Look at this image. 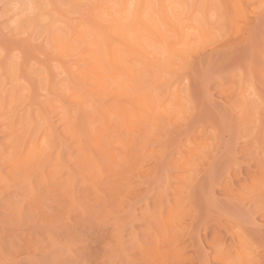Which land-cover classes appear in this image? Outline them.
I'll return each mask as SVG.
<instances>
[{
	"label": "rangeland",
	"instance_id": "obj_1",
	"mask_svg": "<svg viewBox=\"0 0 264 264\" xmlns=\"http://www.w3.org/2000/svg\"><path fill=\"white\" fill-rule=\"evenodd\" d=\"M191 1L184 17L206 12L209 31L189 29L169 63L163 42L137 49L146 35L129 16L131 48L113 36L105 64L65 50L64 23L28 0H0V264H264V0Z\"/></svg>",
	"mask_w": 264,
	"mask_h": 264
},
{
	"label": "bare ground",
	"instance_id": "obj_2",
	"mask_svg": "<svg viewBox=\"0 0 264 264\" xmlns=\"http://www.w3.org/2000/svg\"><path fill=\"white\" fill-rule=\"evenodd\" d=\"M29 1V3L32 5V12H33V9L35 10V12H36V16L37 17H39L40 16V19H41V15H45L47 18H49V20H47L48 21V23H47V25H49L50 27H51V24L53 25L54 23H52V22H58L57 24H61L60 22H62V23H64V25L63 26H65V35L64 36H66V37H64L63 36V34L64 33H62V35L61 34H57V35H55L56 36V38H57V40L60 42V40H62V39H66V41H64V40H62V42H61V45H63V48L65 49V50H68V48H69V50H74L73 48H77V50L75 49V51H77L76 53H78V54H83V53H86V52H88V51H90V53L92 54V53H94V52H96V50L98 49L99 50V52L100 53H103V55H104V58H105V64H106V61H107V59L108 58H106V57H109L110 58V54L112 53V51H110V49H111V47H113L115 44H116V49H120L119 47L121 46L122 47V49H123V51H125L126 50V48H124L125 47V45H126V47H127V45L129 46V45H131V43H129L130 41H128L129 39H127V37L126 36H128V35H130V33L133 31V30H136V27H135V23H137V29H138V27L140 28V30H141V32L143 33V32H146L145 34L143 33V35L141 36V32H140V30H139V32H135V31H133L132 33H131V36H132V34L134 33L135 34V36L136 35H138L139 34V39H141L142 37H144L145 35L147 36V35H149V37L147 38L146 36H145V38H143L144 39V41H142V40H139V41H142L141 42V44L143 43V44H146V47H145V45H141V44H139V42L135 39V40H133V41H137V43L141 46L140 48H138L137 47V49L138 50H140L142 47L143 48H146V49H143V51H141V52H147V51H150V50H148L147 48V46L149 45V43H151L150 41H148L149 39H151V41L153 40L156 44H157V42L158 41H160V42H163V45L164 46H166L165 48H167L166 50H165V48H163V52H162V56H163V59H162V56L160 55V53H158V55H160V56H158V58L160 57L162 60H163V62H168L167 61V59H171V57L169 56V54L171 55L172 53H170V52H172L171 50V48H173V49H178V47H186V45L187 44H189V42H187V40H189V38H187V37H189V36H191L190 34H191V32L193 31V29H194V31H195V29L197 30V32H194L193 31V33H192V36H193V38H194V35H196L195 33H197V34H199V32L200 31H202V30H206V33L209 31L208 29H206V26L208 25V24H206V25H204L205 23H206V21H207V19L208 18H210V16H209V14H207L205 11H206V7H204L203 8V6H202V8L203 9H205V10H201V11H203V12H201V13H206L207 15H208V17H207V15H206V17H204V15H205V13L204 14H201L202 15V19L201 18H198V17H196L195 18V16H200L198 13H196V15H194L193 16V18H191L192 16V12L190 13V12H188V18L186 17H184V15H185V13H186V11L184 10V4H183V2H182V0H181V2H180V0H174V1H172V2H170V3H164V1H158V3H157V10H153L152 9V7L153 6H151V3L149 4L146 0H136L137 2H135L136 3V5H134V4H132L133 2L131 1H129V0H117V1H115V0H102L103 2L101 3V5H93V3L91 4L92 5V7L91 8H89V4L88 3H81L82 1H80V0H76V1H78V2H76L75 0L73 1V0H69V1H73L72 2V4L71 5H69L68 4V6H70V8L68 7V13L69 12H71V13H76V15L78 16L80 13H82V12H80L83 8V10H84V12H85V9H86V11H88V10H90L89 11V14H88V12L87 13H85V15H81V16H78V18H75L76 17V15H75V17L74 16H70L69 14H67V13H65V10L63 11V9L60 7V5L58 4L59 2H58V0H28ZM68 1V2H69ZM83 1H85V0H83ZM87 1V0H86ZM85 1V2H86ZM94 1H96V0H94ZM153 1V0H152ZM157 0H155V2H156ZM175 1H177V2H175ZM193 1V0H192ZM190 2V4L191 3H193V2ZM194 1H196V0H194ZM217 1V0H216ZM215 1V2H216ZM236 1H238V0H236ZM202 2V1H201ZM201 2H200V5H201ZM235 2V1H234ZM26 3V2H25ZM81 3V4H80ZM97 3V2H96ZM99 3V2H98ZM99 3V4H100ZM65 4H66V0H65ZM87 4H88V6H87ZM132 4V5H131ZM159 4V5H158ZM195 4H196V2H195ZM235 4L237 5V3L235 2ZM30 5V6H31ZM63 5V4H62ZM133 5L135 6V7H133ZM29 6V5H28ZM67 6V5H66ZM93 6H94V8H93ZM133 7V8H130V7ZM196 6V5H195ZM194 6V10H195V7ZM198 6V5H197ZM29 8H31V7H29ZM97 8L99 9V13L98 12H96L95 10H97ZM191 8H193V7H191ZM201 8V9H202ZM67 9V8H66ZM130 9H132V12L130 11ZM200 9V8H199ZM31 10V9H30ZM29 10V11H30ZM194 10H192L194 13H195V11ZM67 11V10H66ZM93 11H95L96 13H98V14H96V13H94ZM31 11H30V13L29 12H27V14L29 13V14H31L32 13ZM78 12H79V14H78ZM158 12H159V14H158ZM185 12V13H184ZM199 12V11H198ZM25 14V13H24ZM87 14V15H86ZM158 14V15H157ZM26 15V14H25ZM24 15V16H25ZM32 15H33V13H32ZM39 15V16H38ZM72 15V14H71ZM183 15V16H182ZM36 16H33V17H29V15L27 16L28 18H30V19H28V18H25V21L23 20L22 21V23H24L25 22V25L27 24V23H31L32 21H33V24L36 22V21H39V19L38 20H36L37 19V17ZM129 16H131L130 18V20H131V22H133L132 24H135V25H131L130 24V22H128V17ZM204 17V18H203ZM23 18V17H22ZM42 18L43 19H47V18H44V16H42ZM182 18H184V19H186L188 22H185L184 21V19H182ZM190 18V19H189ZM205 18H206V20H205ZM20 19V18H19ZM31 19H35V20H31ZM43 19H41L42 21H44ZM189 19V20H188ZM200 21H199V20ZM205 21V23H202L201 21ZM209 20V19H208ZM20 21H21V19L20 20H18V23L16 24L17 26H18V28H21L20 26H22V25H24V24H20ZM28 21V22H27ZM35 21V22H34ZM45 23V22H44ZM207 23H211L210 21H208ZM19 24V25H18ZM56 24V23H55ZM30 25H32V24H30ZM35 25V24H34ZM37 25H39V24H37ZM46 25V26H47ZM128 25H129V27L130 26H132L131 27V29L130 28H128ZM29 26V25H28ZM40 29L42 28L43 30H44V28L42 27V25L40 24ZM44 26H45V24H44ZM49 26H47V27H49ZM59 26V25H58ZM205 26V27H204ZM209 26H210V24H209ZM209 26H208V28H209ZM27 27V26H26ZM25 27V28H26ZM39 27V26H38ZM52 27H54V25L52 26ZM25 28H24V26L22 27V30L24 29L25 30ZM28 28V27H27ZM26 28V29H27ZM32 28V27H31ZM57 28V27H56ZM59 28H60V26H59ZM64 28V27H63ZM128 28V29H127ZM193 28V29H192ZM41 29V30H42ZM46 29V28H45ZM189 29H192V30H190L191 32L189 33ZM210 29V28H209ZM42 30V31H43ZM49 30H51L50 28H49ZM52 30H53V28H52ZM58 30H60V29H58ZM137 30V31H138ZM211 30V29H210ZM45 31V30H44ZM53 31H56V29H54ZM63 31V29L60 31V32H62ZM188 31V32H187ZM49 32V31H48ZM57 32V31H56ZM45 33V32H44ZM47 33V32H46ZM50 33V32H49ZM52 33V32H51ZM137 33V34H136ZM115 34H118L117 36L115 35ZM122 35V36H120V35ZM188 34H189V36H188ZM60 36H61V38H60ZM115 37V39L116 38H118L119 36L120 37H126V39L123 41V42H125V44H122V42H120V43H118V44H121L119 47L117 46L118 44H117V40H114V37ZM198 36H200V35H198ZM197 36V37H198ZM53 37V36H52ZM120 37L118 38V40L120 39ZM130 37V36H129ZM134 37V36H133ZM138 37H137V39H138ZM111 38H112V40H111ZM187 38V39H186ZM191 38V37H190ZM60 39V40H59ZM123 39V38H122ZM145 39H146V41H145ZM148 39V40H147ZM55 40V39H54ZM114 40V41H113ZM156 40V41H155ZM128 41V43H126ZM67 42V45L65 44ZM149 42V43H148ZM112 43V44H111ZM115 43V44H114ZM153 43V42H152ZM171 43H173V46H171ZM58 44H60V43H58ZM160 44V43H159ZM57 45V44H56ZM61 45H59L60 47H61ZM112 45V46H111ZM151 45V44H150ZM170 45V46H169ZM68 48H67V47ZM168 46V47H167ZM57 47V46H56ZM130 48H131V46H129ZM128 47V48H129ZM156 47V46H155ZM171 47V48H170ZM177 47V48H176ZM180 47V48H181ZM188 47H191V45H189ZM54 48V47H53ZM52 48V49H53ZM67 48V49H66ZM128 48H127V51H130L131 49H129L128 50ZM135 48L136 47H134L133 49L135 50ZM162 48V47H161ZM179 48V49H180ZM181 48V49H182ZM58 49H59V47H58ZM58 49L56 48V49H54V52H56V50L58 51ZM136 49V50H137ZM150 49H151V47H150ZM157 49V48H156ZM61 50V49H60ZM71 50V51H72ZM81 52V53H79V51ZM114 50V49H113ZM137 50V51H138ZM174 50V51H175ZM75 51L74 52H71V53H74V54H72V55H75ZM119 51V50H118ZM133 51V50H132ZM188 51V50H187ZM186 51V52H187ZM60 52V51H59ZM59 52H58V54H59ZM63 52H65L64 50H63ZM109 52H111L110 54H109ZM115 52H116V50H115ZM136 52V51H135ZM141 52L139 53V51L138 52H136V55H140L141 54ZM151 53L152 52H154V50L153 51H150ZM149 52V54H148V57H150V53ZM158 52V51H157ZM156 52V53H157ZM159 52H160V50H159ZM178 52V50H176V53ZM181 52V51H180ZM68 53V52H67ZM66 52L62 55L61 54V57L62 56H64L65 54H67ZM114 53V52H113ZM121 53V52H120ZM120 53L118 54L119 56H120ZM133 53H134V51H133ZM139 53V54H138ZM183 54H184V52H182ZM57 54V53H56ZM77 54V55H78ZM122 54H124V56H126V54L125 53H122ZM121 54V55H122ZM135 54V53H134ZM144 54V53H143ZM143 54H141L142 56H143ZM175 54V53H174ZM54 55H55V53H54ZM68 55V54H67ZM69 55H71L70 53H69ZM69 55L67 56V57H69ZM76 55V56H77ZM116 55V54H115ZM114 55V56H115ZM146 54H144V57L143 58H145V61L147 62L148 60H146V58L147 59H149L148 57H146L145 56ZM152 55V54H151ZM153 55H154V59H155V54L153 53ZM152 55V56H153ZM80 57H81V55H79ZM83 57V59H80V61L81 60H83V61H81L79 64H78V66H83V67H85V66H89V69L91 70H95V69H93L94 67H93V63H95L94 61L95 60H93L92 61V59L91 60H88V62L89 61H91V62H89V64H87L88 62H87V60L85 59L86 57H84V55H82ZM88 56V55H87ZM131 56V55H130ZM129 55H127V57H130ZM137 56V57H138ZM57 57H60V56H57ZM61 57H60V59H61ZM78 57V56H77ZM89 57H91L90 55H89ZM88 57V58H89ZM140 57V56H139ZM56 58V57H55ZM63 59H64V61H65V58L64 57H62ZM120 58V57H119ZM122 58V57H121ZM134 58V57H133ZM136 58V57H135ZM157 58V57H156ZM157 58V59H158ZM54 59V58H53ZM57 59H59V58H57ZM62 59V60H63ZM84 59H85V66L83 65V64H81V63H83L84 62ZM111 59V58H110ZM116 59V58H115ZM114 59V60H115ZM123 59V58H122ZM67 60V59H66ZM78 60H79V58H78ZM78 60H77V62H78ZM112 60V59H111ZM121 60V59H120ZM119 60V61H120ZM139 60V59H138ZM150 61L151 60H153L152 58H150L149 59ZM164 60H166V61H164ZM172 60V59H171ZM18 61V60H17ZM56 63H57V61L56 60H54ZM53 61V62H54ZM63 61V62H64ZM118 61V60H117ZM124 61V60H123ZM127 61V60H126ZM130 61V60H129ZM135 61H136V59H135ZM141 61V60H140ZM156 61V62H155ZM161 61V60H160ZM13 63H14V61H12ZM15 62H16V60H15ZM47 62V61H46ZM46 62H45V64H46ZM52 62V61H51ZM54 62V63H55ZM59 62V64H58V67H57V69L60 71V69H61V71H65V78H66V81H67V83L69 84V82H72L71 81V79H72V75H69L68 76V73L66 74V72H68L69 70H70V68H69V70L67 69H65L66 68V66L68 65H64V64H62V63H60V61H58ZM108 62V61H107ZM112 62H113V60H112ZM143 62V61H142ZM171 62V61H170ZM12 63V64H13ZM18 63V62H17ZM17 63H15V65L14 66H18L19 64H17ZM48 63V62H47ZM65 64H66V62H64ZM69 63V62H68ZM90 63H92L91 65H90ZM109 63H110V61H109ZM108 63V66H109V68L114 64V63H110L109 64ZM151 63V62H150ZM153 63H157V65L159 66L160 64H158L159 63V61L158 60H154L153 61ZM169 63V62H168ZM51 65H53L52 63H50ZM63 66H65V67H62V65ZM87 64V65H86ZM96 64V63H95ZM95 64H94V66H95ZM118 64V63H117ZM119 64H121V63H119ZM144 63H142V65H143ZM56 65V64H55ZM111 65V66H110ZM151 65H154V64H152L151 63ZM150 65V66H151ZM162 65V64H161ZM160 65V66H161ZM164 65V64H163ZM50 66V65H49ZM61 68H60V67ZM108 66L106 65V67L108 68ZM114 66H116L115 64H114ZM122 66V65H121ZM129 66V65H128ZM133 66V65H132ZM147 66V65H146ZM149 66V65H148ZM154 66H156V65H154ZM158 66H156V67H158ZM9 67V66H8ZM44 67V69H45V71H47L48 69H50L51 67H49V68H47L48 66H43ZM91 67H93V68H91ZM153 67V66H152ZM19 69V67H16V69ZM63 68L65 69V70H63ZM67 68H68V66H67ZM86 68V67H85ZM108 68V73H107V75H109L110 74V76L109 77H111V79L113 78V79H116L115 78V76H118L117 75V73H116V71H118L116 68H114L113 66H112V68H113V70L114 69H116V70H114V71H112V68L111 69H109ZM118 68H119V66H118ZM144 68V67H143ZM10 69H11V67H10ZM13 69V68H12ZM47 69V70H46ZM53 69V68H52ZM87 69H88V67H87ZM98 69V68H97ZM122 69V68H121ZM121 69L119 70V72L121 71ZM89 70V71H90ZM91 70V72H93ZM109 70L111 71L110 73H109ZM143 70V69H142ZM145 70H146V67H145ZM14 72H15V70H13ZM42 71H44L43 69H42ZM51 70H49V71H47V73L46 74H48V77H49V72H50ZM58 71V72H59ZM70 72V71H69ZM96 72V71H95ZM122 72V74L121 75H123L124 74V72L125 71H121ZM120 72V73H121ZM142 72H144V71H141V73ZM17 73V72H16ZM94 73V72H93ZM115 73H116V75H115ZM126 74H125V76L127 75V72H125ZM70 74H72V72L70 73ZM114 74V75H113ZM119 74V73H118ZM135 74V73H134ZM10 75H12V74H10ZM66 75H67V77H68V79H67V77H66ZM120 75V74H119ZM120 75V78L122 77ZM133 75V74H132ZM43 77V76H42ZM41 77V78H42ZM45 77H47V75H45ZM47 77V78H48ZM105 77H107V76H105ZM108 77V78H109ZM124 77V76H123ZM128 77V76H127ZM135 77V76H134ZM40 78V79H41ZM71 78V79H70ZM108 78L106 79V80H108ZM125 78V77H124ZM123 78V79H124ZM140 78V77H139ZM112 79V80H113ZM127 79L128 78H126V81H127ZM134 79V78H133ZM112 80H110L109 79V83H107L108 81H106V83L108 84H105L106 85V87H109L110 85H112V88H113V84L111 83V82H113ZM118 80V77H117V79L115 80V81H117ZM120 80H122V79H120ZM137 80V79H136ZM69 81V82H68ZM111 81V82H110ZM124 83H126L125 82V80L123 81ZM122 82V83H123ZM130 82V81H129ZM140 82V81H139ZM73 83V82H72ZM72 83H70V85L68 86V87H70L71 86V84ZM111 83V84H110ZM115 83H117V82H115ZM133 84H134V82H132ZM141 83V82H140ZM67 84V85H68ZM118 84V83H117ZM121 84V83H120ZM137 84H139V83H137ZM73 85H74V83H73ZM128 85V87H129V83L127 84ZM119 86V85H118ZM30 87V86H29ZM72 87V86H71ZM111 87V86H110ZM122 87H124V84L122 85ZM116 90V89H115ZM178 90V89H177ZM38 115H41L40 116V119H41V121H40V124H38V125H41V130L44 132V133H42V135H44V139H45V135H47V136H49L48 134H52V135H50V136H54V134H53V132H54V129H52L53 128V125H51L52 124V122H50V117L48 116H46V115H44V113H42V114H38ZM29 117H31V115H28ZM28 119H32V118H28ZM31 121H33V120H31ZM39 122V121H38ZM52 126V127H51ZM35 127V126H34ZM38 127V126H37ZM39 129H40V127H38ZM31 129V128H30ZM51 130L53 131V132H51ZM30 131V130H29ZM37 131H38V129H37ZM40 133V132H39ZM41 133H40V135H41ZM37 134H35V136H36ZM34 139V138H33ZM41 142H42V140H41ZM35 144V143H34ZM37 144V145H36ZM36 146H39L40 145V142H36ZM41 146V145H40ZM42 147H43V145H42ZM45 147H46V145H45ZM34 148V147H33ZM37 149V148H36ZM39 151H41V148L40 149H38ZM26 153V152H25ZM23 154V153H22Z\"/></svg>",
	"mask_w": 264,
	"mask_h": 264
}]
</instances>
